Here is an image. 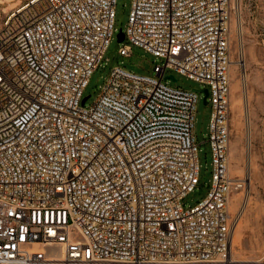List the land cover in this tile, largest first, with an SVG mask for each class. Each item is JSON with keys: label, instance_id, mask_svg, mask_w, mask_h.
I'll return each instance as SVG.
<instances>
[{"label": "built area", "instance_id": "1", "mask_svg": "<svg viewBox=\"0 0 264 264\" xmlns=\"http://www.w3.org/2000/svg\"><path fill=\"white\" fill-rule=\"evenodd\" d=\"M233 0H133L120 49L155 76L112 70L83 99L116 32L117 0H30L0 31V264H264L231 253ZM207 87L213 178L200 184L199 94ZM175 77V76H174Z\"/></svg>", "mask_w": 264, "mask_h": 264}, {"label": "rangeland", "instance_id": "2", "mask_svg": "<svg viewBox=\"0 0 264 264\" xmlns=\"http://www.w3.org/2000/svg\"><path fill=\"white\" fill-rule=\"evenodd\" d=\"M30 0H0V31L6 17ZM133 0H117L114 38L99 68L84 92L86 107L94 104L112 70L122 67L140 75L155 76L154 67L161 60L139 47L132 55L122 56L120 49L129 41L119 42L125 34ZM230 146L229 172L232 178L245 182L243 189L231 196L237 200L236 210L229 212L232 225L238 212L241 243L235 246L239 258L264 261V0H233L230 26ZM176 81L166 80L172 87L199 94L195 136L199 145L200 184L183 200L188 210L205 200L213 178V152L209 143L212 115L211 98L205 102L206 86L174 71Z\"/></svg>", "mask_w": 264, "mask_h": 264}, {"label": "bare ground", "instance_id": "3", "mask_svg": "<svg viewBox=\"0 0 264 264\" xmlns=\"http://www.w3.org/2000/svg\"><path fill=\"white\" fill-rule=\"evenodd\" d=\"M235 2H237V0H235ZM230 206L232 207V210L235 211L236 210V206H237V200L236 199H232V201L230 200ZM240 212H238V215L236 216L234 223L231 227V235H230V242H231V253L232 256L234 258H239L240 253L238 251H235V246L239 245L241 243V236H240V229H239V219H237L239 217ZM241 260H245V259H241ZM257 261H261V260H257Z\"/></svg>", "mask_w": 264, "mask_h": 264}, {"label": "water", "instance_id": "4", "mask_svg": "<svg viewBox=\"0 0 264 264\" xmlns=\"http://www.w3.org/2000/svg\"><path fill=\"white\" fill-rule=\"evenodd\" d=\"M118 39H119V42H123V41H124V34H123V33H120V34L118 35ZM168 79L176 81V78H175L174 76H169ZM205 95H206V97H205V102H206V99H207L208 96H209V92H208V90H205ZM86 100H87V98L84 100L83 103H85Z\"/></svg>", "mask_w": 264, "mask_h": 264}]
</instances>
